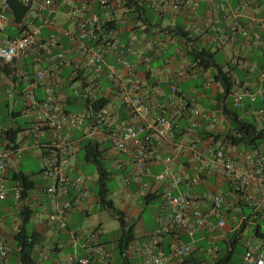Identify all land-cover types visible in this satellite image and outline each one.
<instances>
[{
    "label": "crops",
    "instance_id": "crops-1",
    "mask_svg": "<svg viewBox=\"0 0 264 264\" xmlns=\"http://www.w3.org/2000/svg\"><path fill=\"white\" fill-rule=\"evenodd\" d=\"M111 1L112 5L107 11V9L100 10L99 7L90 6L88 0H60L53 10L42 11L30 8L22 20L16 19L14 12L11 11L7 21L0 20V45L7 39L24 35L30 27L39 26L41 28L43 42L49 34L59 33L61 35L60 48L65 50L69 62L60 69L59 73L54 75L56 99L63 104L66 111L84 109L94 111L101 105H107L112 110V117L115 121H130L132 118L128 115L124 101L125 96L130 93L129 88L124 83L120 87H116L106 72L98 73L88 64L87 51L77 49L76 36L80 21L84 18L94 19L96 13V19L107 24L108 37L111 42L130 45L137 50V54H133L131 59L136 65V81L142 85L145 95L156 96L161 102L169 101L171 83L178 80L182 89L196 90L192 99L201 110L216 113L219 116L220 123L214 134L234 145L235 150L254 147L252 145H235L225 138L226 133L233 126L230 118L224 112V108L230 104L228 109L233 112L238 111L241 118L248 119L258 126L260 122L263 126L259 127L264 128V119L258 112L259 108L264 105V100L251 103L247 99L245 107L238 108L233 103L232 91L236 88L235 85L233 84L230 92L226 94L221 83L215 77L218 74V68L221 67L223 71H229L232 81L235 78H241L250 81L254 86L264 84V49L253 48L242 38H239L235 43H227L222 40L214 42L215 36L226 29L227 24L225 18L222 17L223 20L217 25L218 30L206 27L212 15L207 0H200L196 14L189 11H158L150 3L140 0L136 1L143 7H139L137 10L127 7L126 0ZM230 1L232 4L236 3V0ZM84 4L87 5L86 9L83 8ZM241 12L248 19L256 17L264 19V0H258L257 4L252 7L242 8ZM184 32L187 36L183 35ZM194 45L201 50L210 49L215 54L212 66L204 68L199 65L200 59H192L190 52ZM44 46L43 49L33 48L26 55L17 57L10 63L0 58V148L7 144L11 145L4 133L9 129H18L17 147H22L23 153L26 150L39 147L40 156L46 159L47 155L41 146L43 143L51 142L58 133L52 129H43L40 135V145L33 144L30 134L32 126L42 118L41 104L45 98L44 81L37 78L36 72L49 69L55 62L53 54L56 48ZM230 53L240 55L244 64L240 66L231 64ZM109 62H114V59L110 58ZM181 63H190L194 66L198 72V78L186 77L179 80L177 70ZM121 76L124 80L125 73H122ZM74 89L79 90L80 97L75 95ZM95 95L98 98L96 102L92 100ZM10 96L16 98L12 108L11 103L7 100ZM17 98H19L18 101ZM27 116L33 118L30 119ZM19 118L24 119L19 122ZM189 122L190 117L188 116L173 137H167L158 144V156L150 164L151 172L155 174L165 168L164 159L171 155V168L181 174L183 178L182 183L179 184L181 190L185 188L184 182L194 174L189 162L188 150L185 147H180L181 144H186L192 139L187 133ZM201 122L202 126H205L208 119H201ZM90 126L91 123L88 121L81 129L73 131L70 141L69 171L73 175H84L86 182L85 194L76 200L73 209L67 215L68 224L72 230L88 232L96 229L99 233V241L112 252V260L108 264H135L143 259L146 238L153 232L157 224L156 217L160 213L162 195L172 185L168 181L158 182L152 175L142 177V181L146 185H140L135 181L128 182L127 177L135 172L130 153H114L112 151L109 137L111 127L103 126L100 133L92 136L89 135ZM19 135L22 136L21 141H19ZM89 141L97 145L104 167L111 172L109 189L114 172L118 171L122 173L123 181L126 184V189L122 190V193L130 192V187L134 185L135 192L140 193L143 202L149 204L155 200L159 201L156 207L157 211L148 217L138 215L137 219L135 217L127 219L125 211L121 210L125 220L133 225L134 237L126 251L121 252L119 245L121 230L119 228L118 235L111 241L118 250L117 254L107 242L101 240V220L94 222L89 210V207L95 202L100 206L97 195L99 170L96 164L85 159L84 154V145ZM83 162L95 165L98 173L96 180L94 178L92 180L87 175L86 168H82ZM22 167V158L19 160L15 155H12L4 172L5 181L9 186L19 183L12 177L13 172L24 171ZM43 167L38 178H34L29 172L24 171L31 175V179L35 180L36 184L26 191V196L22 200L16 201L12 195H9L0 201V237L8 241L11 247L9 256L4 259L0 258V264H20L19 258L14 256L13 251H15L14 237L21 227V212L24 207H28L32 212L29 231L40 234V245L49 252L47 260L49 264H56L58 260L63 261L70 250L69 247H60L61 242L67 241L68 233H62L56 226L50 224L41 210L40 204L44 198L43 186L47 183L42 174ZM216 192H222L232 202V209L222 232L212 231L210 224L198 231L195 237L188 235L187 226L182 227L176 234H168L163 241L166 254L182 243L191 244L192 251L179 261L165 264H213L216 256L210 252L209 248V238L212 234L217 237L216 243L219 250L220 243H226L230 250L232 239L238 240V245L243 247L237 260H234V256L238 247H234L230 263L240 262L248 249H257L258 251L264 247V225L262 222L264 191L257 193L258 201H248L244 195L236 192V188L221 172L206 178L202 176L200 184L192 189L191 194L198 197ZM149 194H155L157 198L146 202L145 197ZM71 196L76 198L75 192H72ZM79 212L88 216L86 223H81L78 219ZM242 224H245L244 230L236 233ZM235 235L237 236L234 237ZM34 254L37 260L36 248ZM96 264L107 263L98 261Z\"/></svg>",
    "mask_w": 264,
    "mask_h": 264
},
{
    "label": "built area",
    "instance_id": "built-area-1",
    "mask_svg": "<svg viewBox=\"0 0 264 264\" xmlns=\"http://www.w3.org/2000/svg\"><path fill=\"white\" fill-rule=\"evenodd\" d=\"M24 5L38 10H53L60 0H19ZM90 6L109 11L111 0H88ZM150 3L158 11H189L196 14L200 0H140ZM212 11L207 28L217 29L218 23L225 18L227 28L218 33L214 42L220 40L235 43L239 38L246 40L253 48L264 49V19L244 17L241 9L252 7L258 0H207ZM86 9L87 5L84 4ZM12 11L10 0H0V20L7 21ZM84 18L79 23L77 33V49L87 51L88 64L98 72H106L116 87L124 83L130 93L124 101L130 121H115L112 110L107 105L99 106L96 110L66 111L63 104L55 97L54 75L59 73L69 61L65 50L60 48L61 35L51 33L43 42L41 28L30 27L25 34L7 39L0 45V58L13 62L17 57L26 55L33 48H56L53 58L54 65L49 69L36 72L38 79L44 81L45 98L41 104L42 118L31 128V141L40 145V135L48 128L58 133L51 142L42 144L47 155V162L42 174L47 180L43 186L44 198L41 210L47 220L62 232L68 233L66 242L60 247H69L67 256L56 264H96L98 261L110 263L112 252L99 241L96 229L88 232L72 230L69 227L67 215L73 209L77 199L85 194L86 177L82 174L73 175L69 171L70 141L73 131L81 129L88 121L91 126L89 135L100 133L103 126L111 127L109 137L111 149L114 153H130L134 173L127 177V181H135L146 185L142 181L144 175H152L158 182L168 181L172 186L167 188L160 202V213L156 217V227L146 238L143 259L135 264H165L179 261L191 251L189 243L178 245L169 254L165 253L164 238L168 234H176L187 226V233L195 237L196 233L208 225L212 231L221 233L227 224L228 214L232 209V202L222 192L194 197L191 192L197 187L203 177H209L223 172L226 179L236 188V192L244 195L248 201H258L257 193L264 191V146L251 149H237L231 143L216 134L215 129L220 123L216 113L201 110L194 102L195 89L184 90L179 81L171 83V97L169 101H159L156 96L145 95L143 87L136 81V65L131 56L137 54L134 47L126 44L111 42L108 37L107 24L97 19ZM69 34V32H67ZM113 58L114 62H109ZM231 64L240 66L244 62L240 55L230 53ZM122 73H125L122 80ZM178 79L189 77L198 78V72L190 63H181L177 70ZM235 89L232 91L233 103L238 108H244L246 100L251 103L264 100V84L252 85L248 80L234 79ZM77 97L81 94L74 89ZM97 95L92 100L97 101ZM264 119V105L258 110ZM190 117L187 133L191 141L181 144L189 152V162L194 174L185 182V188L179 189L182 175L171 168V155L165 157V168L152 174L150 164L158 156V144L167 137H173L176 130L182 126L186 117ZM201 119H208L202 126ZM12 155L17 159L23 157L22 147H12L7 144L0 148V201L12 195L16 201L22 200L23 187L9 186L4 178V172ZM75 192L76 198L71 196ZM264 225V216L262 217ZM216 235L209 238L210 252L216 256L219 247ZM38 252L37 264H49V252L40 244L36 245ZM11 247L4 238L0 237V258H6ZM230 264H264V247L248 249L238 263Z\"/></svg>",
    "mask_w": 264,
    "mask_h": 264
},
{
    "label": "trees",
    "instance_id": "trees-1",
    "mask_svg": "<svg viewBox=\"0 0 264 264\" xmlns=\"http://www.w3.org/2000/svg\"><path fill=\"white\" fill-rule=\"evenodd\" d=\"M126 6L129 8H134L137 10L139 7H143V5H139L136 0H126ZM10 4L12 7V11L14 12L16 19L22 20L25 14L30 10V7L24 5L19 0H10ZM181 34V33H180ZM182 35V34H181ZM183 35L187 36L186 32ZM190 55L193 60L200 59L199 65H202L204 68H208L212 66V63L215 61V54L211 52L210 49L201 50L198 46L194 45L193 49L190 52ZM8 73V72H7ZM216 80L221 83L222 87L226 94H228L234 84L232 81L231 74L229 71H223L221 67L218 68V74L216 75ZM103 101V99H101ZM231 103V101H229ZM101 105V104H100ZM102 106V105H101ZM228 106H225L224 112L228 115L231 120L232 128L226 133L225 138L232 141L235 145H245V146H254L259 147L264 143V128H260L256 123L249 121L248 119L241 118L240 113L238 111H231L228 109ZM19 130L18 129H9L4 135L9 140L11 145L14 148L18 146L17 136ZM84 154L85 159L87 161L93 162L97 165L99 170V177L97 180V195L99 198V203L101 208L111 209L114 213L117 214L118 219L120 221V230H121V238H120V247L121 252L126 251L129 246V243L133 239V225L129 224L124 217V213L117 209L113 203V201L109 198V182L111 177V172L104 167L100 153L96 144H93L92 141H89L84 145ZM43 171V169H42ZM13 180L18 181L19 185L23 187V196L22 199L26 196V191L35 186L36 181L31 179V175L26 172L19 170L13 172ZM157 196L155 194H149L145 197L146 202H150L156 199ZM32 212L28 207H24L21 212V227L19 231L16 233L14 237V256L19 258L20 264H37L36 257L34 254V250L37 244H40V234L29 231V221ZM244 225L242 224L236 233L242 232L244 230ZM235 235L234 237H236ZM233 238V237H232ZM231 238V239H232ZM230 250L228 249V245L226 243H220V250L216 253V258H214L213 264H229L231 260L232 250L234 247H238V240L232 239ZM9 256V255H8ZM7 256V257H8ZM6 257V258H7ZM4 259V258H2Z\"/></svg>",
    "mask_w": 264,
    "mask_h": 264
},
{
    "label": "rangeland",
    "instance_id": "rangeland-1",
    "mask_svg": "<svg viewBox=\"0 0 264 264\" xmlns=\"http://www.w3.org/2000/svg\"><path fill=\"white\" fill-rule=\"evenodd\" d=\"M11 103V108L13 107V103L16 102V98L14 96H10L7 98ZM19 98H17V101ZM22 102V101H20ZM1 117V116H0ZM27 118L32 119L33 117L27 116ZM24 118H19L18 121L21 122ZM259 122V120H258ZM259 126H263L259 122ZM22 136L19 135V141H21ZM41 150L39 147H35L32 150H26L23 153V167L24 171L29 172L34 178L39 177V173L41 168L43 167L44 163H46V159L40 156ZM108 163V162H107ZM83 169L86 168L87 175L90 178L96 180L98 173L95 168L94 164H87L83 162ZM89 171V172H88ZM96 188V185H95ZM130 192L122 193V190L126 189V184L123 181V175L121 172L115 171L113 179L110 183V196L109 198L113 201L115 207L119 210H123L126 213V218L129 219L131 217L138 218V215L143 217H148V215H152L157 211V205L159 203L158 200H155L149 204L143 202L141 199L140 193L135 192V187L132 185ZM129 193V194H128ZM90 213L93 217V221L97 222L101 220L102 227H101V240L107 242L109 246L112 247V250L117 254L118 250L115 246L112 245V239L118 235L119 228H120V221L116 213H114L111 209L108 208H101L98 203L91 205L89 207ZM78 219L81 223H86L88 221V216L83 213L79 212ZM87 226V225H85ZM84 226V227H85ZM243 251L242 246H238L237 252L235 253L234 260H237L240 257V254ZM63 254V253H62Z\"/></svg>",
    "mask_w": 264,
    "mask_h": 264
}]
</instances>
